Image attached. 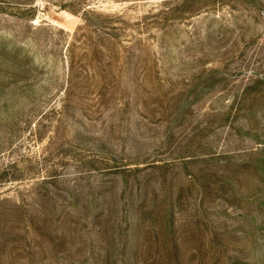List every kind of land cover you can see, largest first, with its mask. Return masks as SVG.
Instances as JSON below:
<instances>
[{"label":"rangeland","instance_id":"obj_1","mask_svg":"<svg viewBox=\"0 0 264 264\" xmlns=\"http://www.w3.org/2000/svg\"><path fill=\"white\" fill-rule=\"evenodd\" d=\"M0 264H264V0H0Z\"/></svg>","mask_w":264,"mask_h":264}]
</instances>
